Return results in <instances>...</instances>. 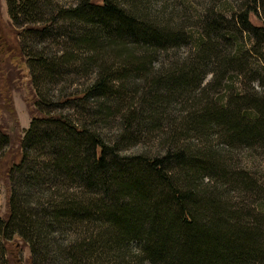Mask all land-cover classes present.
Returning a JSON list of instances; mask_svg holds the SVG:
<instances>
[{
    "label": "trees",
    "instance_id": "1",
    "mask_svg": "<svg viewBox=\"0 0 264 264\" xmlns=\"http://www.w3.org/2000/svg\"><path fill=\"white\" fill-rule=\"evenodd\" d=\"M7 1L17 24L21 14L27 15L31 30H46L38 17L39 0ZM134 1L124 5L82 0L59 11L77 19L69 27L82 34V44L61 55L60 62L33 51L26 64L36 93L40 95L38 75L62 73L70 62L85 66L94 78L72 96L94 100L84 101L88 106L84 111L96 124L111 110L113 94L121 90L125 95L137 79L144 80L149 91L141 94L124 123L126 132L137 131L158 112H166L168 106L161 105L170 104L166 99L176 95L188 99L209 64H217L222 76L238 72V53L223 56L216 45H206L200 38L197 58L150 78L145 67L151 65L155 51L182 43L173 26H161L137 11ZM220 16L223 23L232 24L224 23L225 34L238 39L234 15ZM239 19L244 29L264 37V27L253 26L249 12ZM231 101L234 110L209 102L189 111L179 123L184 131L173 135V145L152 158L142 152L120 156L99 127L72 121L62 112L34 117L20 138L19 154L13 152V161L6 166L11 191L8 214L0 216V264L7 260L5 242L16 236L27 243L32 264H264V187L219 163V154L207 145L191 144L189 137L181 141L193 132L210 142L209 124L229 143L264 140V97L238 95ZM184 132L188 135L182 137ZM8 144L11 136L0 124V152ZM32 148L45 157L31 159ZM238 187L257 196L254 206L231 202L229 190Z\"/></svg>",
    "mask_w": 264,
    "mask_h": 264
},
{
    "label": "rangeland",
    "instance_id": "2",
    "mask_svg": "<svg viewBox=\"0 0 264 264\" xmlns=\"http://www.w3.org/2000/svg\"><path fill=\"white\" fill-rule=\"evenodd\" d=\"M81 1L39 0L38 17L40 23L47 26L45 31L40 32L29 28L33 27V24L27 22V15L19 16L22 17L19 18L20 24L13 21L9 14L8 1L0 0V124L11 136V144L6 145L0 152V216L2 218H6L8 214L11 191V181L6 175V166L13 161V152L19 154L20 138L30 127L34 117L62 112L72 121L99 127L106 143L113 146L120 156L142 152L152 158L163 154L173 145L171 142L175 137L173 135L177 134V130L183 132L185 129L181 125L183 116L189 111H194L198 106L210 102L217 107L225 105L229 110H234L231 99L238 95L253 94L257 98L264 97V37L262 34L257 36L253 30L244 29L239 19V15L247 11L253 26L264 27V0H258L257 3L253 0H137V11L140 10L162 23L161 26H165L166 23L173 26L180 34L176 40L182 43L179 47L155 51L151 65L145 67L149 71L150 78L164 76L174 67L189 63L198 55L196 45L200 38L204 39L206 45H216L223 56L238 53L241 56L238 60L240 62L235 65L238 72L234 69L222 76L217 64H209L202 82L198 87L193 88L188 99L179 98L178 95L171 101L166 99L170 104H161L164 107L168 106L163 115L158 112L157 117L150 119L140 130L136 131L133 128L126 132L124 123L129 110L139 104L141 94L145 90L149 91L145 81L137 79V83L129 88L125 95L120 90L111 96L108 102L111 110L107 117L101 116L100 121L93 124L88 118V112L84 111L88 107L84 104L87 100L72 96L75 92H81L88 87L94 78L93 73L85 71V66L70 62L64 66L62 73L57 72L48 77L45 73L40 74L37 76L39 95L32 82L31 70L26 64L33 51L38 53L42 51L41 55H45L51 61L60 62L61 55H69L81 46L79 38L82 34L76 27H69L72 23H77V19L62 14V10L77 6ZM111 1L127 5L132 0ZM251 7H256L255 11H252ZM220 15L226 19L234 15V27L239 33L238 39L235 40L231 35L225 34V24L226 27L232 24H229L231 23L229 21H225L224 24ZM212 30L220 34L218 36L215 33L211 34ZM139 54L140 52L136 51V55ZM243 67L246 70L239 72ZM67 70L69 71L66 73ZM163 95L166 96V92H163ZM42 96H45L43 101L40 99ZM63 96L70 97V101L64 102ZM92 101L94 100L87 102ZM88 105L90 106L89 103ZM172 121H174L172 127L174 131H170ZM208 127H210L208 134L210 142L204 136L192 135L193 132H189L191 134L189 136L188 132H184L182 137L188 136L182 138V143L183 139L189 137L191 144L207 145L209 150L219 154L221 161L219 163L228 165L232 172L245 173L258 186L264 187V140H254L250 144L235 140L229 143L223 133L221 135L216 132L218 129L214 124H209ZM38 156L40 159L45 157L41 155L39 149L32 148L30 158L39 160ZM18 158L17 156L16 159ZM261 188L258 190L260 191ZM249 191L238 187L235 191L229 190L228 196L231 202L254 206L252 203L257 200V196ZM5 245L7 259L4 260L5 264H32L30 249L20 237H13L6 241Z\"/></svg>",
    "mask_w": 264,
    "mask_h": 264
}]
</instances>
